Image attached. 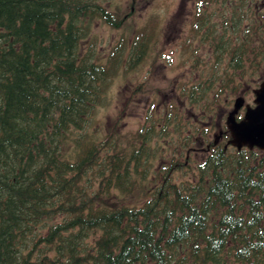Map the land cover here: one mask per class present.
<instances>
[{
	"label": "trees",
	"instance_id": "trees-1",
	"mask_svg": "<svg viewBox=\"0 0 264 264\" xmlns=\"http://www.w3.org/2000/svg\"><path fill=\"white\" fill-rule=\"evenodd\" d=\"M105 3L0 0V264H264V151L225 147L224 127L214 144L215 121L206 131L189 128L154 169L148 158L160 150L148 142L181 126L172 103L150 112L125 143L121 114L102 138L85 133L126 50L124 38L100 62L91 45L82 47L95 19L114 28L125 21ZM212 4L243 35L225 40ZM147 30L132 38L127 68L145 54ZM191 34L212 49L215 70L205 82L220 86L219 98L233 84L217 75L222 54L239 70L248 53L264 58V0H198ZM204 83L182 84L179 94L197 104ZM193 132L210 148L190 178L176 181L192 160L184 152Z\"/></svg>",
	"mask_w": 264,
	"mask_h": 264
},
{
	"label": "rangeland",
	"instance_id": "rangeland-1",
	"mask_svg": "<svg viewBox=\"0 0 264 264\" xmlns=\"http://www.w3.org/2000/svg\"><path fill=\"white\" fill-rule=\"evenodd\" d=\"M105 5L113 10L114 14L124 17L125 21L114 28L100 19L92 22L88 39L82 42L84 50L90 45L97 61L104 62L109 57L113 46L121 39L126 40V50L122 53V66L111 76L109 84L104 92L102 104L96 107L91 116V120L85 128V133L93 138H102L121 114V121L117 128L123 143L132 139L142 123L146 121L147 115L153 111L158 115L167 104H174L180 110L182 134L170 127L167 133L148 142L151 149L158 147L159 152L155 156L148 158L154 169L159 168L168 162L172 155L182 143V140L194 126L207 130L209 124L215 123L217 127L211 130L209 138L211 140L219 136V130L225 129V119L230 110L233 109L234 99L242 96L244 104L254 105L253 90L264 81V58L252 57L250 53L245 55L243 70L234 69L229 64L228 54L224 53L216 65L218 76H225V72L232 78L227 88L222 85L219 98H216L214 91L220 89L217 83L212 86L208 81L213 75L215 68L213 64L216 59L212 54V49L208 42L202 43L199 37L191 34L192 17L198 0H105ZM254 8V7H253ZM230 11L232 8L230 7ZM212 13L211 20L215 23L224 39L235 41L238 36L243 35L242 31L236 30L231 25L230 15L225 9L212 4L208 11ZM249 17L250 12L247 13ZM249 18L243 20L242 24H247ZM148 26V34L151 41L145 54L133 68H127L129 56L128 46L138 30H143ZM153 31V33H150ZM190 45L195 49L190 51ZM201 62L196 63L195 57ZM258 62V64H256ZM194 65H197L195 67ZM197 81L204 83V93L202 100L197 104H191L188 99L179 94L181 85L187 86ZM217 82V79L214 80ZM220 85V84H219ZM216 103L213 113L207 114V105ZM121 111V112H120ZM120 112V113H119ZM244 112L241 108L240 113ZM213 117L209 118V116ZM83 133V131H82ZM194 133V132H193ZM193 144L184 153L190 155L189 166L176 171L173 177L176 181L190 178L198 163L203 161L206 152L203 150L204 144L200 134L193 136ZM216 140V139H215ZM219 140V139H218ZM185 161L184 158L179 160ZM150 172V171H149ZM150 175V173H149ZM152 176H150L151 178ZM146 182V181H144ZM148 183V182H146ZM152 183V182H151Z\"/></svg>",
	"mask_w": 264,
	"mask_h": 264
},
{
	"label": "water",
	"instance_id": "water-1",
	"mask_svg": "<svg viewBox=\"0 0 264 264\" xmlns=\"http://www.w3.org/2000/svg\"><path fill=\"white\" fill-rule=\"evenodd\" d=\"M253 92L255 105L253 107L246 105L240 120H236V114L244 105L242 96L235 98L233 109L226 116L225 125L231 135L227 143L237 149L247 147L264 150V81ZM218 138L219 136L215 138V143L218 142Z\"/></svg>",
	"mask_w": 264,
	"mask_h": 264
},
{
	"label": "flooded vegetation",
	"instance_id": "flooded-vegetation-1",
	"mask_svg": "<svg viewBox=\"0 0 264 264\" xmlns=\"http://www.w3.org/2000/svg\"><path fill=\"white\" fill-rule=\"evenodd\" d=\"M239 115H240V116L242 115V114L240 113V111L237 113L236 117L239 116ZM216 127H217V126H216ZM218 132L221 133V135H219V138L221 139V137H222V135H223V130H219ZM202 143L204 144L203 150H204L205 152H207V151L209 150V148H210L209 145H208L206 142H204V141H203Z\"/></svg>",
	"mask_w": 264,
	"mask_h": 264
}]
</instances>
